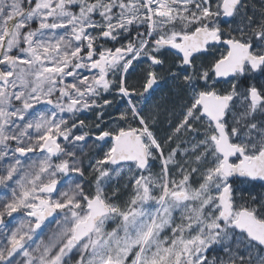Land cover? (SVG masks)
Returning a JSON list of instances; mask_svg holds the SVG:
<instances>
[{
  "label": "snow or ice",
  "instance_id": "obj_1",
  "mask_svg": "<svg viewBox=\"0 0 264 264\" xmlns=\"http://www.w3.org/2000/svg\"><path fill=\"white\" fill-rule=\"evenodd\" d=\"M0 169V264H264V0H0Z\"/></svg>",
  "mask_w": 264,
  "mask_h": 264
},
{
  "label": "flooded vegetation",
  "instance_id": "obj_2",
  "mask_svg": "<svg viewBox=\"0 0 264 264\" xmlns=\"http://www.w3.org/2000/svg\"><path fill=\"white\" fill-rule=\"evenodd\" d=\"M110 99H113V103L114 104H116L117 106H119V100H118V98H113V97H109ZM179 109L177 108V111H178ZM157 127H158V131H159V133H160V135L162 136L165 132H167L168 131V123H167V120H166V117H165V115L164 114H161V116H160V118H159V121H158V125H157ZM256 187H259V186H256Z\"/></svg>",
  "mask_w": 264,
  "mask_h": 264
},
{
  "label": "rangeland",
  "instance_id": "obj_3",
  "mask_svg": "<svg viewBox=\"0 0 264 264\" xmlns=\"http://www.w3.org/2000/svg\"><path fill=\"white\" fill-rule=\"evenodd\" d=\"M91 114H94V113H92V112H85V113H83V114L81 115L80 118H81V119H84L86 122H88V120H89ZM0 174H2V169H0ZM14 215H16V214H14ZM14 223H18V221H17V222H14ZM110 227H111V225H110ZM45 239H46V237H45Z\"/></svg>",
  "mask_w": 264,
  "mask_h": 264
},
{
  "label": "trees",
  "instance_id": "obj_4",
  "mask_svg": "<svg viewBox=\"0 0 264 264\" xmlns=\"http://www.w3.org/2000/svg\"><path fill=\"white\" fill-rule=\"evenodd\" d=\"M109 99H110V98H109ZM115 100H116V99H115ZM94 119H95V114H91V116H90L88 122H89V121H92V120H94ZM252 191H254V192H259V191H260V188H259V187H256L255 189H252Z\"/></svg>",
  "mask_w": 264,
  "mask_h": 264
}]
</instances>
